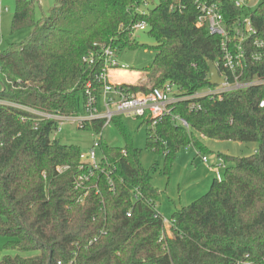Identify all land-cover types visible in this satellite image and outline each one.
<instances>
[{"label":"trees","instance_id":"trees-1","mask_svg":"<svg viewBox=\"0 0 264 264\" xmlns=\"http://www.w3.org/2000/svg\"><path fill=\"white\" fill-rule=\"evenodd\" d=\"M221 3L226 19L251 16L264 38V3L254 9ZM36 0H16L12 32L28 28L30 36L0 53V234L16 241L30 258L5 256L0 264H264V109L263 89L232 93L223 101L199 100L174 106L190 130L165 118L152 128L147 121V148L165 156L169 174L178 151L193 146L206 151L201 136L238 143H257L246 158L218 154L226 163L221 182L170 219L172 237L161 240L164 218L157 213L161 192L140 162L141 151L122 123L125 147L101 141L111 167L114 191L95 175L88 197L77 190L81 149L51 139L59 123L43 114L74 116L84 93L102 69L103 47L117 53L146 48L133 27L148 25L156 42L155 57L140 84H123L128 96L150 93L174 84L185 96L210 87L209 64L222 57L219 38L196 25L197 10L189 4L172 12L167 0L140 13L137 0H55L48 16L37 19ZM93 64L86 61L90 58ZM41 114V115H40ZM103 121L87 123L97 132ZM69 167L60 174L59 167ZM100 177V178H99ZM139 197L134 202V197ZM131 211L132 217H127ZM159 215L156 217V215ZM166 248V249H165Z\"/></svg>","mask_w":264,"mask_h":264},{"label":"built area","instance_id":"built-area-1","mask_svg":"<svg viewBox=\"0 0 264 264\" xmlns=\"http://www.w3.org/2000/svg\"><path fill=\"white\" fill-rule=\"evenodd\" d=\"M140 6L137 8L140 13H145L142 9L148 7L149 0H137ZM170 3L169 9L172 12L183 13L189 4H193L197 10L196 25L205 29L211 36L219 38L221 49V60L215 64L222 84L210 86L208 91L199 90L192 95H183L174 84H167L163 88H156L150 93H139L128 96L121 89V85L110 81V71L119 67L117 52L111 47H103L100 58L103 67L97 72L94 83L86 86L83 101V115L60 116L55 114H43L48 120H54L59 126L64 122H73L83 129L87 123L93 121H103V129L94 133V146L88 153L81 152L80 170L84 171L75 178L77 190L83 191L80 201L88 197L91 189L96 188L99 193L98 184L93 185L96 174L104 177L105 181L114 191V179L116 167H111L102 151L101 141L106 127L110 126L115 118L133 117L143 119L147 124L150 122L152 128L165 118L171 120L190 130V125L181 116L174 113V106L183 101L190 102L192 111H201V99L210 101H223L228 95L236 92L247 91L260 87L263 89V96L259 101V108L264 109V38L259 37L251 16L237 15L231 19H226L221 3L212 0H167ZM237 8L254 9L250 5V0H233ZM7 10V9H6ZM2 11V0H0V12ZM146 22H141L133 27L134 31H147ZM86 61L93 64L92 56ZM8 104L6 101L0 105ZM82 110V109H81ZM41 115V114H40ZM101 149V159H98L97 149ZM204 166L213 171L215 178L221 182V168H226L223 159L217 158L215 163H210L207 155L202 156ZM69 170V167H59L58 173L62 174ZM100 178V177H99ZM139 197L135 195L134 202ZM159 215L157 214L156 217ZM127 217H132V212L127 213ZM166 225V221L164 220ZM170 230V229H169ZM171 231V230H170ZM172 234L165 231L161 240L171 238ZM166 249V248H165ZM61 264V263H59ZM250 264V263H246Z\"/></svg>","mask_w":264,"mask_h":264},{"label":"rangeland","instance_id":"rangeland-1","mask_svg":"<svg viewBox=\"0 0 264 264\" xmlns=\"http://www.w3.org/2000/svg\"><path fill=\"white\" fill-rule=\"evenodd\" d=\"M36 18L42 19L44 16H48L51 9L54 7L55 0H36ZM264 3V0H250V5L252 8H256L260 4ZM159 4V0H149L148 7H144L142 10L145 13L152 10ZM7 9V10H6ZM16 9V0H2V11L0 12V53L5 52L12 46H17L25 41L29 36L31 30L28 28L22 29L18 32H12V20ZM135 39L139 45H145L146 48L140 50H125L117 53V61L119 67L111 70L112 73L118 76L126 74H132L136 76L137 74H142L146 78L145 69L148 68L155 57L154 47L157 45L156 42L149 37L148 31H135ZM2 89V84L0 83V90ZM209 87H205L203 91H208ZM0 102L2 100L0 99ZM83 106V104H82ZM82 110L78 114L83 115ZM122 123L126 127L128 133L134 139L135 145L140 153V162L142 166L150 172L152 177V184L154 187L159 188V191L163 192L167 187V178L165 177V156L159 154L154 150L147 148V130L148 126L145 124L143 119H134L133 117H123ZM195 136L203 142L208 148L214 152H221L223 154H228L233 157L246 158L255 154L256 148H258L257 143H238L229 141H220L214 139L203 138L197 132H194ZM103 138L105 143L111 146L124 148L125 147V137L121 128L113 122L110 126L106 127L103 132ZM51 139L60 140L63 144L76 145L80 147L81 152L88 153L94 146V133L91 129H80L79 125L73 122L62 123L58 130L51 135ZM98 159L102 157L101 149H97ZM211 162V161H210ZM222 177L225 174V168H221ZM179 169H176L175 182H172V186L167 190L166 194L161 193L157 201V213L160 214L164 220L167 222L166 231L171 235L169 230L170 219L175 212V210L182 208L183 206H189L197 199L201 198L207 194L211 188V183H213V176L211 178V183L209 187L204 191L199 193L197 197L191 199V191H196V188L192 186L190 192H188L189 200L186 201V189L183 188L179 191V187L176 183L179 181ZM188 190V189H187ZM189 191V190H188ZM179 196H182L183 205L179 203ZM175 203V204H174ZM176 205V206H175ZM16 239H10L0 234V260L5 256H22L23 258H30L35 256V253H20L15 248H13L12 242Z\"/></svg>","mask_w":264,"mask_h":264},{"label":"crops","instance_id":"crops-1","mask_svg":"<svg viewBox=\"0 0 264 264\" xmlns=\"http://www.w3.org/2000/svg\"><path fill=\"white\" fill-rule=\"evenodd\" d=\"M110 81L114 84L118 85H123V84H140L145 81V77L141 74H137L136 76L132 74H126L124 73L121 76H118L117 74H114L110 71ZM205 138V137H203ZM231 142V141H229ZM203 143V142H202ZM204 147L206 148V151L209 152L208 154L205 152H200L198 149H196L193 146L181 149L180 151L177 152L175 158H173L172 165L169 169V174H165V177L167 178V187L165 189H162L165 191V194L168 189L172 186V182H175V174H176V169H179V181L177 186L179 187V191H182L183 188L186 189V194L191 191L192 186L196 188V191H191V199L193 197H197V195H200L199 193L204 192L210 185L211 183V178L213 176L214 180L215 174L213 171L208 169L206 166H204L203 161H202V156L207 155L209 158L210 163H215L216 159L218 158V154H223L221 152H214L210 148H208L204 143ZM257 150V148H256ZM255 150V152H256ZM228 155V154H224ZM230 156V155H229ZM213 180V182H214ZM173 182V183H174ZM213 184V183H211ZM154 186V185H153ZM212 186V185H211ZM156 188V187H155ZM159 190V188H156ZM189 191H188V190ZM161 192V193H164ZM161 196V194H160ZM186 201L189 200V197L187 195ZM198 200V199H197ZM191 201V200H189ZM179 203L180 205H183V199L182 196H179ZM175 204V203H174ZM176 206V205H175ZM188 206V205H187ZM185 207V206H183ZM181 209V208H180ZM179 210V209H177ZM175 210V211H177ZM167 224V222H166ZM169 228L171 225H167Z\"/></svg>","mask_w":264,"mask_h":264},{"label":"water","instance_id":"water-1","mask_svg":"<svg viewBox=\"0 0 264 264\" xmlns=\"http://www.w3.org/2000/svg\"><path fill=\"white\" fill-rule=\"evenodd\" d=\"M209 69H210V85L211 86H219L222 84V79L219 77V73L215 65L212 63L209 64ZM48 264H51V260L49 261Z\"/></svg>","mask_w":264,"mask_h":264}]
</instances>
